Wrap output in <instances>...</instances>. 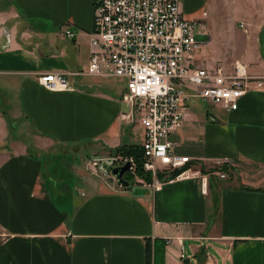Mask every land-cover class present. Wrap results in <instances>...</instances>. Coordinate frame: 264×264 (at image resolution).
Listing matches in <instances>:
<instances>
[{"label": "crops", "instance_id": "0c3cea01", "mask_svg": "<svg viewBox=\"0 0 264 264\" xmlns=\"http://www.w3.org/2000/svg\"><path fill=\"white\" fill-rule=\"evenodd\" d=\"M216 3L183 1L185 17L209 34L202 41L211 37L205 17ZM95 5L0 0V264H147L161 239L165 264H264V89H252L231 113L192 99L170 137L177 154L196 161L190 170L158 191L121 187L102 166L110 161L93 162L141 146L145 130L122 120L125 91L110 78L69 75L89 65ZM243 25L234 27L241 39L233 52L199 66L242 63L264 78V18ZM46 73L69 75L73 88L46 89ZM82 142L91 162L81 157L69 170L83 186L63 188L47 157ZM219 164L231 168L229 179L198 170Z\"/></svg>", "mask_w": 264, "mask_h": 264}, {"label": "built area", "instance_id": "2783aa9c", "mask_svg": "<svg viewBox=\"0 0 264 264\" xmlns=\"http://www.w3.org/2000/svg\"><path fill=\"white\" fill-rule=\"evenodd\" d=\"M183 1L95 0L89 65L85 71L69 74L127 80L121 101L129 111L121 118L144 128L143 169L151 176V182L139 176L135 157L112 158L113 167L131 164L125 175L131 187L142 185L158 191L196 162L177 154L176 144L170 140L182 127L192 99L231 113L252 89H264V78L252 76L242 63L231 70L222 65L199 66L204 41L198 37L207 33L201 20L185 17ZM66 37L73 40L75 34L68 29ZM69 75L46 73L39 80L48 90L64 91L73 88ZM100 162L94 161L93 166L98 167ZM178 171L180 174L173 177Z\"/></svg>", "mask_w": 264, "mask_h": 264}, {"label": "rangeland", "instance_id": "374dc122", "mask_svg": "<svg viewBox=\"0 0 264 264\" xmlns=\"http://www.w3.org/2000/svg\"><path fill=\"white\" fill-rule=\"evenodd\" d=\"M216 1V6L213 10L208 11V17H205V23L209 26V29L211 31V40L212 43L209 44V46L202 50L199 53V64H202V62L206 60H214L219 58L223 54H228L233 52L235 46H238V43L236 41V37L238 36L241 39L240 32H237L234 27L238 28L240 31L239 26L243 23H250L252 24H259L264 18V0H214ZM185 13V16L187 17V13ZM236 21V24H235ZM208 28V27H207ZM209 32V31H208ZM245 34V33H244ZM209 34L207 33V36ZM199 39L203 40L201 36L198 37ZM209 37H205L204 42H207ZM208 59H207V58ZM107 81L111 83V85L114 86V88L117 91H125L127 89V80L125 78L121 77H109ZM124 103V102H123ZM202 104V103H201ZM204 104V103H203ZM202 104V105H203ZM201 105V106H202ZM5 108V106H0V109ZM129 107L126 103H124V112H128ZM52 152L55 156H58L56 158H51V156L47 157L48 161L47 167L51 168V171L55 173V175L58 177V179L62 183V187L65 188V186H70L69 188L73 186H83V180L80 179L79 176L76 175V173H73L71 170H69L70 165H73L74 163L78 162V164H81V157L84 158V163H90L91 159L88 160V156L92 154V152L89 150V145L86 144V142H82L78 145L71 144L70 146H64L61 149L58 150V148L52 149ZM61 153H67V154H61ZM106 155V154H105ZM108 157L104 159H98L95 161H110L114 156H116L115 152L113 150H110L108 152ZM102 156V155H101ZM87 159V160H86ZM101 163V162H100ZM103 163V162H102ZM107 165H111L108 164ZM224 164H219L213 167L209 166H199L198 170L206 174H211L212 177L215 175L221 179V180H227L230 178L231 175V168L223 167ZM81 166V165H79ZM101 166V164H100ZM105 167L104 165H102ZM112 166V165H111ZM48 171V170H47ZM101 174H106V172ZM224 176V177H222ZM56 177V178H57ZM92 179L97 180V178L93 177Z\"/></svg>", "mask_w": 264, "mask_h": 264}, {"label": "trees", "instance_id": "16d2710c", "mask_svg": "<svg viewBox=\"0 0 264 264\" xmlns=\"http://www.w3.org/2000/svg\"><path fill=\"white\" fill-rule=\"evenodd\" d=\"M113 151L116 154V156L114 157H119V156L135 157L138 162L139 176L145 178L147 182H151V176L149 174L144 173V169H143L144 164H143V159H142L143 149L141 148V146L139 145L123 146ZM223 167L230 168L228 164H224ZM180 172L181 171L175 172L173 174V177L178 176ZM165 245H166L165 240L161 239L156 242L154 250L153 251H151V249L149 250L147 264H165ZM185 264H188V263H185Z\"/></svg>", "mask_w": 264, "mask_h": 264}, {"label": "water", "instance_id": "95a60500", "mask_svg": "<svg viewBox=\"0 0 264 264\" xmlns=\"http://www.w3.org/2000/svg\"><path fill=\"white\" fill-rule=\"evenodd\" d=\"M131 164H127L123 167H113L106 165V170L111 173L117 180L119 185H122L123 187H128L129 183L127 180H125V175L129 172Z\"/></svg>", "mask_w": 264, "mask_h": 264}]
</instances>
